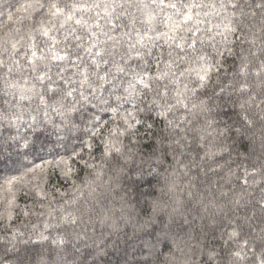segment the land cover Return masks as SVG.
<instances>
[{"label":"clouds","instance_id":"obj_1","mask_svg":"<svg viewBox=\"0 0 264 264\" xmlns=\"http://www.w3.org/2000/svg\"><path fill=\"white\" fill-rule=\"evenodd\" d=\"M0 264H264V0H0Z\"/></svg>","mask_w":264,"mask_h":264}]
</instances>
